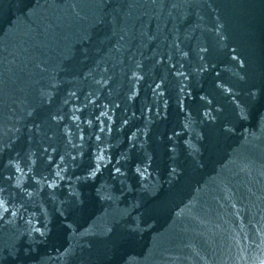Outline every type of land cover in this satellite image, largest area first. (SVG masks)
<instances>
[{
    "label": "water",
    "instance_id": "95a60500",
    "mask_svg": "<svg viewBox=\"0 0 264 264\" xmlns=\"http://www.w3.org/2000/svg\"><path fill=\"white\" fill-rule=\"evenodd\" d=\"M0 188V264H264V0H0Z\"/></svg>",
    "mask_w": 264,
    "mask_h": 264
},
{
    "label": "snow or ice",
    "instance_id": "6c2138e0",
    "mask_svg": "<svg viewBox=\"0 0 264 264\" xmlns=\"http://www.w3.org/2000/svg\"><path fill=\"white\" fill-rule=\"evenodd\" d=\"M232 52H233V53H237V49L233 48V49H232ZM233 59H234V60H238L240 66H241V67H244L245 61L242 60V59H240V58H239V55H237V54L234 55V56H233ZM120 171H121V170H120L119 167L115 168V172H116V173H120ZM3 192H4V189H3V188H0V210H2V211H4V212H7L8 209L5 208V206H4V201H3V196H2Z\"/></svg>",
    "mask_w": 264,
    "mask_h": 264
}]
</instances>
